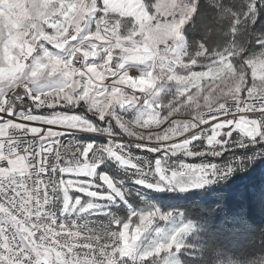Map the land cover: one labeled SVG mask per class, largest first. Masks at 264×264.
Wrapping results in <instances>:
<instances>
[{"label": "snow or ice", "instance_id": "obj_1", "mask_svg": "<svg viewBox=\"0 0 264 264\" xmlns=\"http://www.w3.org/2000/svg\"><path fill=\"white\" fill-rule=\"evenodd\" d=\"M254 200L264 0H0V264H264Z\"/></svg>", "mask_w": 264, "mask_h": 264}, {"label": "trees", "instance_id": "obj_2", "mask_svg": "<svg viewBox=\"0 0 264 264\" xmlns=\"http://www.w3.org/2000/svg\"><path fill=\"white\" fill-rule=\"evenodd\" d=\"M208 203H211V198ZM243 210L257 222H259L261 218H264V207H262L258 201H246Z\"/></svg>", "mask_w": 264, "mask_h": 264}]
</instances>
